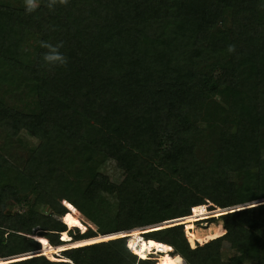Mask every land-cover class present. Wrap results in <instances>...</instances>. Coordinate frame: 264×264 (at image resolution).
<instances>
[{"label": "trees", "instance_id": "16d2710c", "mask_svg": "<svg viewBox=\"0 0 264 264\" xmlns=\"http://www.w3.org/2000/svg\"><path fill=\"white\" fill-rule=\"evenodd\" d=\"M0 130L37 140L0 154V258L33 251L0 264H156L122 235L165 220L130 245L264 264V0H0Z\"/></svg>", "mask_w": 264, "mask_h": 264}, {"label": "rangeland", "instance_id": "374dc122", "mask_svg": "<svg viewBox=\"0 0 264 264\" xmlns=\"http://www.w3.org/2000/svg\"><path fill=\"white\" fill-rule=\"evenodd\" d=\"M5 1H8V0H5ZM9 1L11 2V0H9ZM36 1L37 0H24V3L25 4L34 5L36 3ZM27 43H28L27 46L32 45L34 43V40L30 39V42H27ZM226 95H227V89H220L219 93L217 94V97L221 101H225ZM36 144H37V140L35 138L29 136L24 131L19 132L18 136L15 137V138H6L4 136V134H3V132L0 130V154H2L8 161H10L14 165L20 166L23 163L24 159L26 158V156L28 154L29 147L30 146H34ZM99 170H100V172H103L104 174H106L111 181H117V180L121 181L122 180V177H121L122 174L114 166V162L112 160H105V162L101 165ZM259 200L264 201V198L259 199ZM259 200L251 201V202H259ZM205 205H206V208H207L208 204H205ZM237 206H242V204L237 205ZM7 208L10 211L17 210L16 207L13 206V205H11V206L9 205ZM228 208L232 209L234 207H228ZM26 209H27V207H23V211L26 210ZM35 209L37 211L41 212V213H47L48 212V208H46L42 204H36ZM216 210H220V211H218V214L216 215V216H218L220 213H223L225 210H229V209H220V208L214 207L212 210H207V212L210 213V212H213V211H216ZM54 217L58 218L57 216H54ZM209 217H215V215H207V216H205L203 218H197V219L190 218L191 219L190 222L193 223L191 225V227H190V229L192 231V234L196 235L197 237H200V239L198 241L197 240H193L194 244L195 243L199 244V243H202V242L206 241L207 239H209L206 236H209L210 234H215L213 232H214V230L218 229V227L221 229V233L223 232V230L221 228V225L218 223V220L215 219L214 221H207L205 218H209ZM61 221L63 223H65L66 225H70V223H71L70 219L67 216H62L61 217ZM169 221H171V220H165V221H161V222H158V223H154L153 225H157V226H153V227H150V228H147V229L134 230L132 232H129V233H132L133 235H132V237L129 238V240H128L129 244L128 245H130L134 240L137 239V237H139V235H140L138 233L139 231L143 232V231H146V230L154 229V227H158V226H161V225L169 226V225H166L167 224L166 222H169ZM182 223H183V226H182L183 234H184V236H186L187 233L185 232V222L182 221ZM86 224L91 229L95 230V226H93L92 224L88 223L87 221H86ZM150 226H152V225H150ZM165 226H163V227H165ZM67 229H69V228L67 227ZM70 232L73 233L74 231H70ZM185 239H186V237H185ZM186 241L188 242L187 239H186ZM64 244L68 245L70 243H64ZM188 244L191 245V243H189V242H188ZM162 245L165 246L164 244H162ZM130 247H131V245H130ZM57 249H61V248H57ZM31 252H33V251H29V252L21 253V254H16V255H12V256H8V257H3V258H0V260L11 261L9 259H12V258H14L16 256H23V255L31 253ZM46 253H50V251L48 250ZM233 254H234V251L229 247V244L227 242H223L221 244V247H220V258H221V261L222 262L226 261L228 259V257L233 255ZM58 255H60V254L58 253ZM162 255L163 254H160V255L159 254H157V255L153 254L152 256L155 259L154 263L159 264V262H160V260L162 258ZM60 258H62L61 255H60ZM14 260H16V259H14ZM150 261H152V260H150ZM3 262H6V261H3ZM242 264H255V263L244 262Z\"/></svg>", "mask_w": 264, "mask_h": 264}, {"label": "bare ground", "instance_id": "6f19581e", "mask_svg": "<svg viewBox=\"0 0 264 264\" xmlns=\"http://www.w3.org/2000/svg\"><path fill=\"white\" fill-rule=\"evenodd\" d=\"M138 233L141 235L142 231H139ZM132 235H133L132 233H127V234L122 235V236H126V238H127L126 239V246H127V248H130V250L132 251V253L137 254L139 257H141V258H147L151 254H155V255H157V254H159V255L160 254H163L162 255V258H161V260L159 262V264H183V259L178 254L175 255V258L172 257L166 251L167 248L165 246H163L162 243L156 242V241L151 240V239H148V240L147 239H140V240L136 241L134 244H132L131 247H129L128 240H129L130 237H132ZM141 237L144 238L142 235H141ZM186 237H187V235H186ZM187 240H188V238H187ZM190 246H192V245H190ZM48 250L50 251V253L58 254V252L61 249H57V248H53V247H48L45 250V252H47Z\"/></svg>", "mask_w": 264, "mask_h": 264}, {"label": "clouds", "instance_id": "9594fccd", "mask_svg": "<svg viewBox=\"0 0 264 264\" xmlns=\"http://www.w3.org/2000/svg\"><path fill=\"white\" fill-rule=\"evenodd\" d=\"M192 207L194 208V206H192ZM192 207H191V208H192ZM206 209H207V208H206ZM207 210H208V209H207ZM190 211H191V210H190ZM183 218H184V217H183ZM181 219H182V218H181ZM191 247H192V246H191ZM127 249H128V251H129V252H131V253H132V251L130 250V248H127ZM132 254H134V255H135V256H137L138 258L142 259V258H141V257H139L137 254H135V253H132Z\"/></svg>", "mask_w": 264, "mask_h": 264}, {"label": "built area", "instance_id": "2783aa9c", "mask_svg": "<svg viewBox=\"0 0 264 264\" xmlns=\"http://www.w3.org/2000/svg\"><path fill=\"white\" fill-rule=\"evenodd\" d=\"M198 206V205H197ZM197 206H195L194 208H196ZM202 206H204L205 208H206V205L205 204H202ZM192 209H193V207L192 208H190V213H192Z\"/></svg>", "mask_w": 264, "mask_h": 264}, {"label": "water", "instance_id": "95a60500", "mask_svg": "<svg viewBox=\"0 0 264 264\" xmlns=\"http://www.w3.org/2000/svg\"><path fill=\"white\" fill-rule=\"evenodd\" d=\"M259 201H262V200H259ZM251 203H253V202H251ZM117 233H120V232H117ZM183 264H185V262L183 261Z\"/></svg>", "mask_w": 264, "mask_h": 264}]
</instances>
